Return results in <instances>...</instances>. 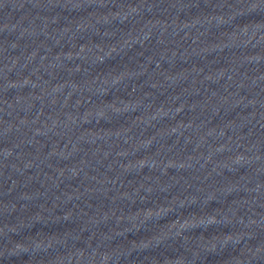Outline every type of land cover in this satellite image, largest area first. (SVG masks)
Returning <instances> with one entry per match:
<instances>
[{"label": "water", "instance_id": "95a60500", "mask_svg": "<svg viewBox=\"0 0 264 264\" xmlns=\"http://www.w3.org/2000/svg\"><path fill=\"white\" fill-rule=\"evenodd\" d=\"M0 264H264V100L0 28Z\"/></svg>", "mask_w": 264, "mask_h": 264}]
</instances>
